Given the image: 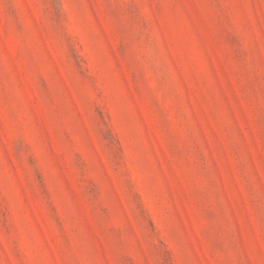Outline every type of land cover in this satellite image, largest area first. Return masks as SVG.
Segmentation results:
<instances>
[{"label":"rangeland","instance_id":"374dc122","mask_svg":"<svg viewBox=\"0 0 264 264\" xmlns=\"http://www.w3.org/2000/svg\"><path fill=\"white\" fill-rule=\"evenodd\" d=\"M0 264H264V0H0Z\"/></svg>","mask_w":264,"mask_h":264}]
</instances>
